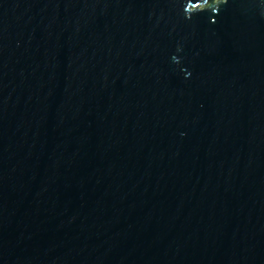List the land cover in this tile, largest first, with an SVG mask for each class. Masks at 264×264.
Wrapping results in <instances>:
<instances>
[{
    "label": "water",
    "instance_id": "1",
    "mask_svg": "<svg viewBox=\"0 0 264 264\" xmlns=\"http://www.w3.org/2000/svg\"><path fill=\"white\" fill-rule=\"evenodd\" d=\"M0 264H264V0H0Z\"/></svg>",
    "mask_w": 264,
    "mask_h": 264
}]
</instances>
